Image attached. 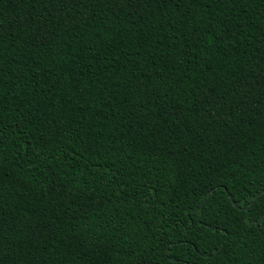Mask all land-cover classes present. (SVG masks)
I'll list each match as a JSON object with an SVG mask.
<instances>
[{"label":"trees","instance_id":"trees-1","mask_svg":"<svg viewBox=\"0 0 264 264\" xmlns=\"http://www.w3.org/2000/svg\"><path fill=\"white\" fill-rule=\"evenodd\" d=\"M264 0H0V264H264Z\"/></svg>","mask_w":264,"mask_h":264},{"label":"snow or ice","instance_id":"snow-or-ice-1","mask_svg":"<svg viewBox=\"0 0 264 264\" xmlns=\"http://www.w3.org/2000/svg\"><path fill=\"white\" fill-rule=\"evenodd\" d=\"M182 0H176V6L179 7ZM257 85L264 90V76H262L259 80L255 82H243L238 83L237 85V97L239 101H243L244 97L247 96L251 91L255 90ZM261 231L264 232V227L261 228Z\"/></svg>","mask_w":264,"mask_h":264}]
</instances>
